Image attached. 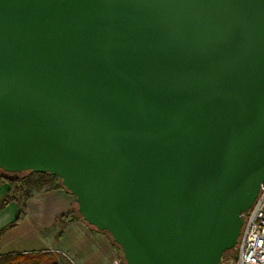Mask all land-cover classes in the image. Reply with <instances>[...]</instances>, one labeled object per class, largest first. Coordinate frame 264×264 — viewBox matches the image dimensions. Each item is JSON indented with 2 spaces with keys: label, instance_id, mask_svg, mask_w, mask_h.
<instances>
[{
  "label": "water",
  "instance_id": "water-1",
  "mask_svg": "<svg viewBox=\"0 0 264 264\" xmlns=\"http://www.w3.org/2000/svg\"><path fill=\"white\" fill-rule=\"evenodd\" d=\"M0 169L125 264H220L264 182V0H0Z\"/></svg>",
  "mask_w": 264,
  "mask_h": 264
},
{
  "label": "crops",
  "instance_id": "crops-1",
  "mask_svg": "<svg viewBox=\"0 0 264 264\" xmlns=\"http://www.w3.org/2000/svg\"><path fill=\"white\" fill-rule=\"evenodd\" d=\"M8 185L0 184V198ZM72 194L62 188L31 190L26 200V213L19 222L0 237V255L48 250L58 257L65 256V264H111L116 251L108 236L92 231L82 220L76 219L60 229L56 217L72 205ZM16 204L10 201L0 209V228L16 214ZM60 255V256H59Z\"/></svg>",
  "mask_w": 264,
  "mask_h": 264
},
{
  "label": "trees",
  "instance_id": "trees-1",
  "mask_svg": "<svg viewBox=\"0 0 264 264\" xmlns=\"http://www.w3.org/2000/svg\"><path fill=\"white\" fill-rule=\"evenodd\" d=\"M32 173L31 171H23V172H6L0 169V184L6 183L8 185L6 193L0 198V209L3 208L10 201H13L16 204L17 210L15 217L6 225L0 228V237L10 228L14 227L19 220L26 213V200L29 196L31 190H40V189H52V188H62L65 189L61 183V180L55 176L51 175L47 172L37 173L40 178H35L31 180V183L34 185L33 189H29L25 185V181H27L28 174ZM79 219L82 220L85 224L89 226L92 231H99L94 226L88 224L85 220L82 219L80 214L77 211V204L75 200H73L70 208L63 214L59 215L55 219V223L59 225L60 229L57 233L59 237L61 235V228L66 224ZM102 232V231H99ZM105 233L112 245V247L116 250V262L117 264H125L122 252L120 247L116 242L112 240L110 235L107 232ZM231 250V249H230ZM226 250L224 253H226ZM224 253L222 255H224ZM59 264L56 259V256L48 251H32V252H24V253H9L0 255V264Z\"/></svg>",
  "mask_w": 264,
  "mask_h": 264
},
{
  "label": "built area",
  "instance_id": "built-area-1",
  "mask_svg": "<svg viewBox=\"0 0 264 264\" xmlns=\"http://www.w3.org/2000/svg\"><path fill=\"white\" fill-rule=\"evenodd\" d=\"M242 219L234 254L226 259L222 255L220 264H264V182L260 184L252 206L242 215Z\"/></svg>",
  "mask_w": 264,
  "mask_h": 264
},
{
  "label": "rangeland",
  "instance_id": "rangeland-1",
  "mask_svg": "<svg viewBox=\"0 0 264 264\" xmlns=\"http://www.w3.org/2000/svg\"><path fill=\"white\" fill-rule=\"evenodd\" d=\"M35 178H40L39 175L36 173V172H32L30 174H28L27 176V181H25V185L26 187H28L29 189H33L34 185L31 183V180H34ZM116 251V250H115ZM54 254V253H53ZM234 254V250L233 248L230 250V251H227L225 254H224V257L223 259H226L228 257H230L231 255ZM55 255V254H54ZM56 256V255H55ZM60 256V255H59ZM59 260H60V263L59 264H65V260H67V258L63 255H61L60 257H58ZM65 259V260H64ZM26 264V263H25Z\"/></svg>",
  "mask_w": 264,
  "mask_h": 264
}]
</instances>
